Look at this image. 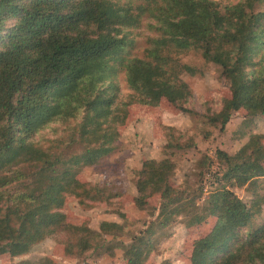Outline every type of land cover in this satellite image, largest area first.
I'll return each mask as SVG.
<instances>
[{"label":"trees","instance_id":"16d2710c","mask_svg":"<svg viewBox=\"0 0 264 264\" xmlns=\"http://www.w3.org/2000/svg\"><path fill=\"white\" fill-rule=\"evenodd\" d=\"M145 21L155 33L142 57L131 56ZM192 50L219 66L230 86L231 98L207 115L209 124L225 130L242 109L250 119L264 116V0H0V257L24 256L53 239L69 258L122 249L126 264H149L155 234L186 217L187 227L216 219L193 243L191 264H264V225L242 233L260 199L248 205L228 188L258 186L264 134H252L233 155L216 151L222 169L201 205L203 188L191 196L173 185L170 158L145 161L135 204L152 209L154 220L128 244L117 240L118 223L104 221L96 231L70 224L64 213L67 195L82 205L111 199L107 187L78 176L117 151L131 105L165 99L189 111L193 92L181 76L196 71L179 57ZM47 130L54 137L40 139ZM170 131L168 148L194 145ZM155 197L158 208L149 203Z\"/></svg>","mask_w":264,"mask_h":264},{"label":"rangeland","instance_id":"374dc122","mask_svg":"<svg viewBox=\"0 0 264 264\" xmlns=\"http://www.w3.org/2000/svg\"><path fill=\"white\" fill-rule=\"evenodd\" d=\"M215 1L230 4L240 0ZM135 33V44L129 48L128 53L142 57L148 46L147 38L155 32L149 28V22L145 21L142 29ZM179 59L196 71L195 74L185 72L181 76L193 92L184 106L189 111H182L165 99L156 107L131 105L126 123L118 129L120 139L117 151L97 166L80 167L78 176L82 183L107 187L112 194L111 199L82 205L78 198L67 195L64 213L70 224L86 225L99 231L104 221L118 223L124 227V231L117 240L128 244L154 220L152 209L141 210L135 204L138 195L137 175L145 161L170 158L176 164L173 185L187 190L191 196L203 188V196L197 200L201 205L215 188L214 174L220 173L222 169L216 151L222 150L233 155L248 142L252 134H264V116L250 119L243 109L233 113L225 130L221 126L209 124L207 115L219 112L223 102L231 98L230 86L222 76L221 68L205 61L199 51L192 50L180 55ZM119 83L122 88L121 97L126 99L130 90L123 74L119 76ZM170 130L175 131L176 135H182L183 142L194 145L184 150L168 148V138L174 133ZM43 137L53 138L54 132L47 130L40 139ZM78 150L80 148L75 151ZM228 188L248 205L256 198L260 199V213L242 231L243 235L261 228L264 225V177L259 180L256 188L249 185ZM149 203L158 208L160 200L155 197ZM186 222V217H182L155 234V248L149 264H191L193 243L210 233L216 219L210 218L195 227H187ZM0 264H126V261L122 249H116L114 255L99 250L86 257L69 258L65 255L63 244L46 239L24 256H1Z\"/></svg>","mask_w":264,"mask_h":264}]
</instances>
